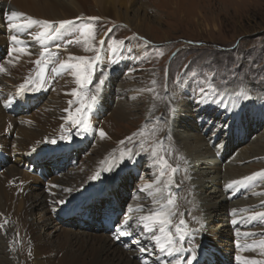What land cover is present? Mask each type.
<instances>
[{"label":"bare ground","instance_id":"bare-ground-1","mask_svg":"<svg viewBox=\"0 0 264 264\" xmlns=\"http://www.w3.org/2000/svg\"><path fill=\"white\" fill-rule=\"evenodd\" d=\"M9 1L12 10L26 13L37 19L53 21L63 19L75 20L78 17L87 16L84 10V0H13L14 4L12 0ZM93 1L104 15L113 13L114 15H112L115 16L117 20L129 22L145 34L138 23L136 24L135 22L144 20V18L142 17L143 19H141L135 16L133 20L128 15L130 11H134L131 9V6L138 1ZM141 7L142 6L137 8L138 11L141 10ZM20 8H22V10ZM36 29L37 31L39 30L38 27H36ZM0 31V44H2L4 39L1 37V24ZM75 35L76 33L74 32L69 40L74 39ZM58 44L61 45L59 50L56 49V44L53 46V49L57 50L61 56L56 63L60 60L67 59L73 51L69 45H66V42H60ZM28 47L33 53L32 55L14 53L12 56H9L7 52L4 53L0 59V64H3L7 69L6 72L0 73V88L2 90V92H0L4 93V97L0 99V148L7 152L18 153L19 156L29 151V149L38 146L40 141L50 136L52 132L50 133L47 131L48 129H43L44 126L47 125L49 128L57 126V128H61V125H64L65 128H69V124L64 120V117L67 115L64 111L67 101L66 99L64 100V98L59 99L57 103L59 106H56L60 108V111L51 107L42 117L32 118V116L29 117L28 114L21 115V117L17 118L16 116L18 115L13 117L7 114L3 109L2 103L6 100V96L11 92L16 96L18 86L26 79L33 76V73L29 71L30 60L39 53L40 48L35 45ZM70 50L72 51L68 53ZM17 56L19 58L15 59ZM9 60H12L11 64L8 63ZM113 68L117 69L111 71V74L105 77V84L102 86V91L97 100V102H99V107L105 109L111 107L110 101L113 100L111 95L116 90L112 75L115 72H121L122 67L117 65ZM132 85L134 84H130V89L133 88L131 87ZM136 87L137 89L133 90L132 95L143 92V89H140L139 85H136ZM240 90V87L225 90L224 93L226 98L223 99L221 107L226 114H229V117H234V120H242L243 110L249 106L248 108L252 113L245 118L246 123L240 124L241 126L235 124L231 126V129H233L234 126L237 128L235 131L232 130L233 135L238 134L240 137H245V135L249 136L261 124L264 105L258 97L247 100L242 99L238 95ZM231 100L234 102H231ZM115 104L112 116L117 124H121L130 114L124 110V104L126 103L122 104L120 100L117 99ZM191 107H193V105ZM181 115L178 113L174 114V116L169 118L168 122L169 127L171 125L172 133L178 140L177 141L174 137L172 138L176 144L177 142L179 143V133L185 132H182V129H180V127L183 126L181 123L186 122L185 115L184 118L182 117L183 119H180ZM38 125L39 127L37 128ZM240 130L242 132H240ZM7 133H11V135L14 134L13 138H7ZM181 139L185 144V148L183 151L181 147L180 152L188 161L187 169H189L183 171L184 178L182 181L178 180L179 176L177 175L174 178V185H178V188L171 187L175 195H178L176 197L175 211L182 212L184 210L185 212L188 206L193 205L196 208V213L184 218L191 220L193 216H196L203 223V255L207 257V255L212 254L215 249L227 254L225 251H229L230 246L228 243L221 242L219 238L220 236L224 237V233L232 235L228 224L229 211L239 208L241 206L239 204L242 203L246 204L245 206L251 210L243 211L237 216L250 218L254 212H264L262 208H259L264 203V187H262L264 177H256V184L255 187L251 189V193L240 200L228 202L225 198L227 193L224 192L223 188L232 180H241L243 177L253 174L245 169L244 165L251 159H263L264 151L260 149L258 143L253 142L251 146H248L245 150L236 153L229 162L222 164L214 160L213 149L210 142L207 141L206 144L203 142L201 129L196 133L182 135ZM179 145L182 146L180 143ZM218 146L221 147L220 144H218ZM124 148L125 147L122 146L121 149L119 148V151L124 150ZM137 149L132 148L133 152L138 153L132 161L133 164H139V162L144 160L146 169L148 168L150 175H155L153 177L154 180L157 172L153 173V171H151L154 168L152 157H149L148 154L146 155V152ZM98 150L99 149L94 150V157H88L90 162L88 163V169L86 171L80 172L81 167L84 165L82 164L81 167L77 166L74 170H71L70 173L68 172L59 177H54V187L51 191H38L36 186L29 184L28 180L33 179V177L28 172L19 169L16 159L15 162L9 163L7 167L0 172V224H4V227L0 228V264H140L134 259L132 252L122 249V247L114 243L106 233L96 234L89 232L93 228L92 224L83 221L85 226H82L74 219L59 222L53 215L55 210H59L57 206L68 204L74 194L86 193L87 190L93 189L96 184L100 185L98 188L101 189L106 186V184L113 181L118 189H113L110 194L116 195L117 198L126 199L124 194V191L126 192L127 189L126 178L122 179V177H120L118 180L117 176H120L122 172L120 168L126 169L130 161L116 167L112 172H102L100 178L97 180H90L89 177L94 175L95 172L100 170L103 166H106L102 165L101 161L111 159L114 153L118 152V148L115 151H111L110 147L100 151ZM136 161H138V163ZM133 170H135V168H133ZM186 177H190V179ZM35 182L38 183V181ZM248 182L245 184H248ZM119 187L121 190H119ZM66 189H71V191H66ZM140 189L141 187L134 190L136 197L129 201L134 206H144L141 212L134 214V218L147 214L149 210L157 207L152 203L151 197ZM233 189H229V191ZM60 200L65 201V203H58ZM5 221H7V223H4ZM263 223L264 219H260L259 225ZM195 230L197 231L198 229ZM255 231H258L257 235H252L248 238L245 236L236 241V244L243 242L246 244L248 241L254 244V247L250 249L246 246L248 249L247 252H236L244 261L243 264H246L245 258L264 261V248H261L259 244L260 241H264V235L261 233L264 232V230L261 231L259 226H257L254 229H248L243 232L249 233ZM53 236H55L54 239ZM56 242L58 243L57 246L54 244ZM225 244L228 245L229 248H226ZM198 254H201V252L199 251ZM87 257H89L88 260ZM189 257L190 255L186 254L185 260ZM151 264L155 263L152 262ZM160 264H169V262Z\"/></svg>","mask_w":264,"mask_h":264},{"label":"rangeland","instance_id":"rangeland-1","mask_svg":"<svg viewBox=\"0 0 264 264\" xmlns=\"http://www.w3.org/2000/svg\"><path fill=\"white\" fill-rule=\"evenodd\" d=\"M136 1L138 2L131 6L134 11H130L128 15L133 20L135 16L141 19L144 18V20L135 22L138 23L145 34L129 22L117 20L113 13L104 15L93 0L83 1L85 15L87 16L79 17L81 18L79 22H86L87 17L100 18L93 23L95 24L96 35L94 43L96 47L100 48L101 61L96 67L95 79L93 84L90 85V89L94 91V86L98 80L100 78L104 79V76L109 74V68L113 65L110 62L111 60H116L120 56L126 57L128 54L131 60L134 61L126 72H120L116 78H113L116 92L114 91L111 95L113 98L110 101L111 107L103 108L98 117L88 116L89 125L90 121L95 125V132L93 140L88 146L86 156L79 158L80 164L77 166L81 167L84 164L80 172L86 171L90 162L88 157L95 156L93 153L95 149L100 151L110 147L111 151H115L118 148V152L112 156L118 160L121 152L119 148L121 149L122 146L125 147V151L132 148L141 150L140 143L147 139L144 146L148 148L149 144L152 143L150 134L155 125L157 127L162 126L163 129L157 132L162 148L161 155H166L173 165H179L175 177L176 175L179 176V179H177L182 181L184 178L183 171H186L184 167L187 168L188 163L186 165L187 160L180 152L181 147L183 151L185 148L181 136L196 133L201 129L203 142L205 144L207 141L210 142L209 139L213 134H209L210 136L203 135L205 132V128H203L205 127L204 121L209 124H206L208 127L211 126L213 129L220 127L216 134L220 133L224 123L218 122L221 119L215 116L219 114V111L226 114L221 107L223 99L226 98L225 90L238 87L246 88L251 98L258 97L264 105V84L261 83V77H264V0ZM0 2L4 4L10 1L0 0ZM12 3L14 4L13 0ZM14 6L16 7V5ZM140 6H142L141 10L138 11L137 8ZM20 9L22 10V8ZM109 29H111L110 32ZM141 38L146 39L149 43L145 44L144 39ZM101 39L104 41L102 46L98 43ZM113 40L123 42L117 47L115 54L111 52ZM34 44L38 46L37 42ZM69 46L73 51L70 50L68 53L72 51V55L88 57L95 55L91 50L85 51L83 44ZM31 62L32 59L29 67ZM209 73L213 75L209 76ZM59 79L56 82L55 90L47 100L39 104L38 108L29 113V117H42L51 107L60 111V108L56 106H59L57 104L59 99L63 98L67 101L65 109L70 108L74 112L75 108L79 107L77 102L75 103L76 98L70 94L71 90L77 87L74 77L66 72ZM152 81H156V83L153 84ZM130 84H134L131 86L132 89H130ZM136 85H139L143 92L132 95L133 90L137 89ZM201 86L210 92V99L217 100V98L222 97L219 111L215 109L212 113L208 112L215 107L211 106L214 103H197V99H199L197 90ZM148 88H153L155 92H158L159 98L155 97L154 92L146 91ZM117 99L122 104L126 103L124 104V110L130 114L121 124H117L112 116ZM70 100L73 101L71 106L68 103ZM231 102L234 101L231 100ZM192 105L193 107H191ZM176 113L179 115L184 114L186 119V122L181 123L183 126L180 127L181 131L185 132L179 133V143L182 146L173 141V137L176 140L177 138L171 131V125L170 127L168 125L169 118ZM250 113H252L250 110L243 111V119L247 118ZM184 115H181L180 119H183ZM16 117H21V115ZM222 117L223 115L220 114V118ZM227 117L229 118V114H227ZM261 119H264V113ZM262 120L256 130L246 136L244 141L238 142L237 153L251 146L253 142L258 143L260 149L264 151V121ZM66 123L68 124V122ZM44 127L43 129H48L47 131L50 133L58 134L59 131H63L61 129L56 132L59 129L57 126L49 128L46 125ZM100 129H103L107 134L103 138L99 134ZM75 130L79 131L76 128ZM141 131L144 133L143 136L140 135ZM13 136L14 134L11 138ZM128 137H131V139L129 140ZM208 137L209 139H207ZM121 141L124 143L121 144ZM149 153L150 151L146 152V155L152 157ZM152 161L155 165L153 164L154 168L151 171L158 174L159 168L153 157ZM141 162L144 163V160ZM244 168L251 173L264 170V158L251 159L246 162ZM147 171L149 173L146 174L145 178H142L143 180L138 183L139 185H136L134 190L153 180L155 175H150L148 168ZM126 182L129 183L127 179ZM31 183V185L38 188V191L49 190L40 186L39 182L36 183L32 180ZM50 184L51 180L47 187ZM172 186L178 188V185H174V183ZM262 187H264V178ZM261 207L264 208V203ZM188 215L189 213H185V216ZM258 226L261 231L264 230L263 224ZM89 232L105 234V232ZM223 236L219 238L221 242L228 243L229 246L233 244L230 243L227 233H224ZM54 238L55 236H53ZM54 244L57 246L58 243ZM228 245L225 244V247L229 248ZM88 259L89 257H87Z\"/></svg>","mask_w":264,"mask_h":264},{"label":"snow or ice","instance_id":"snow-or-ice-1","mask_svg":"<svg viewBox=\"0 0 264 264\" xmlns=\"http://www.w3.org/2000/svg\"><path fill=\"white\" fill-rule=\"evenodd\" d=\"M81 19V18H77ZM99 17H87L86 22L76 24L74 20L63 19V20H47V19H37L26 13L12 10L7 15V27L12 30L14 33H26L29 35L33 41L37 42L40 46L39 58L35 60V64L38 66V71L34 78H28L23 83H21L16 91L17 95H23L27 91L38 92L44 89L45 85L48 83V78L46 72L51 66V72L59 76L64 72H68L71 76L74 77L76 88L71 90V95L76 98V101L79 103V107L75 108V111H71L70 108L64 109L67 115L64 117V120L70 125L69 128H65L64 125H61V128L64 131V134L60 136L61 140H71V129H79L77 134H81L89 130V117L88 113L92 111L95 107V104L98 100L99 94L102 91V86L105 84V79L100 78L95 84L94 91L90 90V85L93 84V78L96 73V67L101 61L100 48L96 47L94 41L96 40L95 35V24L93 22L99 20ZM36 26L38 31H31V29ZM69 28H72L76 33L74 39L66 41V45L72 44H83L85 46V51H93L94 56H75L70 54L67 59L60 60L56 63L58 56V51L54 52L50 49L49 45L51 42L60 39L64 32ZM109 32L111 29L108 30ZM144 39V38H141ZM12 44L14 45L9 49L8 55L12 56L14 53H23L27 55H32L33 53L27 47V42L21 39L20 35L13 34L10 37ZM101 46L104 44L103 39L98 42ZM113 46L111 52L116 53L117 47L123 42L118 40H113ZM144 43L147 44L149 41L144 39ZM56 49L61 48L60 44L55 45ZM162 54V53H158ZM19 57H15L18 59ZM111 63H117L116 60H111ZM9 64L12 63V60L8 61ZM7 69L3 64H0V73L6 72ZM212 76V73L208 74ZM153 84L156 81H152ZM261 83L264 84V77H261ZM148 92H154L155 97L159 98V93L155 92L153 88L146 89ZM197 95L199 99L198 104L205 103H221L220 100L210 99V92L207 91L204 87H199L197 90ZM238 95L242 99H251L249 92L246 88H241ZM12 98H9L4 101L5 106H10L12 104ZM71 106L73 101L68 102ZM174 111V109H173ZM162 126L157 127L153 126L151 130V139L152 143L149 144L148 148H145V143L147 139L140 143V149L142 152H149L154 158L156 165L158 166V174L156 175L153 181H150L144 184L141 187L142 192H146L149 197L152 199V203L157 207L155 209L149 210L147 214L140 215L137 218L138 226H141L144 232L152 233L151 239L155 242V247L159 249L161 253H167L168 256H173L174 254H179L184 252L186 249L184 247L185 239L189 235L192 229L188 227V222L183 218V213H180L181 218L178 223H174L173 218L177 215L176 209V195L172 191L171 186L173 185L176 172L179 170V165H173L169 162L166 155H161V145L160 140L157 137V132L162 131ZM100 136L103 138L107 134L103 129L99 130ZM136 135V134H133ZM140 135H144L143 131L140 132ZM130 140L131 137H128ZM52 143H56V140L53 139ZM121 144L124 142L121 141ZM35 151V148L33 149ZM138 153L133 152L132 149H127L126 151L122 150L117 160L115 157H112L109 160L101 161L103 166L100 170L96 171L94 175L89 177L90 180H97L100 178L102 172H112L116 167L124 165L127 161H133L134 157ZM183 159V157H181ZM258 176H264V170L260 172L253 173L249 176L243 177L241 180H232L226 187L228 189H233L236 186L242 185L245 182L255 180ZM190 179V177H186ZM66 191H71V189H66ZM58 203L64 204L65 201L60 200ZM129 207V211H132ZM233 214L237 212V209H232ZM257 218L264 219V212H254L249 219L255 220ZM132 217H128L123 220V222L117 225V234L115 238L117 240L122 236H132L133 232L128 230L130 227V220ZM194 220L199 218L193 217ZM4 223H7L5 221ZM232 223H237L236 220H233ZM4 224H0V228H3ZM239 235V233H237ZM245 236L252 235L250 233H244ZM139 243V241H135ZM260 247L264 248V241L259 242ZM239 247V243H237ZM141 252H146L147 249L144 247L140 248ZM237 261H240L242 258L240 256L236 257ZM196 260V246H193L191 255L185 260V258H177L169 262V264H194ZM246 264H264V261L247 259ZM143 264H148L147 260Z\"/></svg>","mask_w":264,"mask_h":264}]
</instances>
